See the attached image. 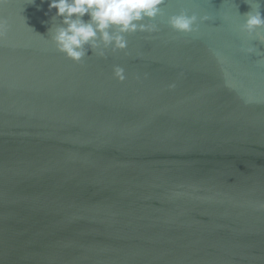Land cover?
<instances>
[{
  "label": "water",
  "instance_id": "water-1",
  "mask_svg": "<svg viewBox=\"0 0 264 264\" xmlns=\"http://www.w3.org/2000/svg\"><path fill=\"white\" fill-rule=\"evenodd\" d=\"M49 3L0 0V264H264L255 0H165L158 31L79 63ZM182 11L209 19L177 33Z\"/></svg>",
  "mask_w": 264,
  "mask_h": 264
},
{
  "label": "clouds",
  "instance_id": "clouds-1",
  "mask_svg": "<svg viewBox=\"0 0 264 264\" xmlns=\"http://www.w3.org/2000/svg\"><path fill=\"white\" fill-rule=\"evenodd\" d=\"M165 0H50L49 10L55 9L53 26L49 29L57 50L73 62L79 63L87 57L90 48L103 57L108 51L127 48L126 36L137 31L156 32L155 21L162 15L161 6ZM251 11L242 17L239 28L250 41L264 44V14L261 6L264 0H255ZM88 17L85 20V17ZM209 17L180 12L167 18V24L174 32L193 34L199 24ZM242 51L251 56H264L258 49L249 46ZM123 69L116 67L115 76L123 81Z\"/></svg>",
  "mask_w": 264,
  "mask_h": 264
}]
</instances>
